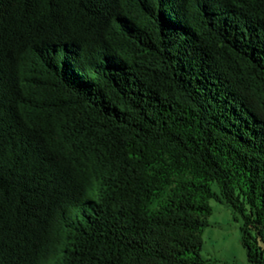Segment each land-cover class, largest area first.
Instances as JSON below:
<instances>
[{
	"label": "trees",
	"instance_id": "obj_1",
	"mask_svg": "<svg viewBox=\"0 0 264 264\" xmlns=\"http://www.w3.org/2000/svg\"><path fill=\"white\" fill-rule=\"evenodd\" d=\"M210 201L264 264V0H0V264H210Z\"/></svg>",
	"mask_w": 264,
	"mask_h": 264
},
{
	"label": "rangeland",
	"instance_id": "obj_2",
	"mask_svg": "<svg viewBox=\"0 0 264 264\" xmlns=\"http://www.w3.org/2000/svg\"><path fill=\"white\" fill-rule=\"evenodd\" d=\"M211 216L202 234L201 256L210 264H250L241 244L240 220H232V210L210 201Z\"/></svg>",
	"mask_w": 264,
	"mask_h": 264
}]
</instances>
